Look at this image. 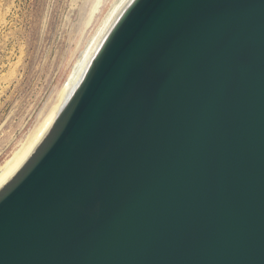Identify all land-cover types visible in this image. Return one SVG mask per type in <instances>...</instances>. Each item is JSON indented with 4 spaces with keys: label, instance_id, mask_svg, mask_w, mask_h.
I'll use <instances>...</instances> for the list:
<instances>
[{
    "label": "water",
    "instance_id": "obj_1",
    "mask_svg": "<svg viewBox=\"0 0 264 264\" xmlns=\"http://www.w3.org/2000/svg\"><path fill=\"white\" fill-rule=\"evenodd\" d=\"M0 264H264V0H134L0 193Z\"/></svg>",
    "mask_w": 264,
    "mask_h": 264
},
{
    "label": "rangeland",
    "instance_id": "obj_2",
    "mask_svg": "<svg viewBox=\"0 0 264 264\" xmlns=\"http://www.w3.org/2000/svg\"><path fill=\"white\" fill-rule=\"evenodd\" d=\"M114 0H0V171L55 104Z\"/></svg>",
    "mask_w": 264,
    "mask_h": 264
},
{
    "label": "bare ground",
    "instance_id": "obj_3",
    "mask_svg": "<svg viewBox=\"0 0 264 264\" xmlns=\"http://www.w3.org/2000/svg\"><path fill=\"white\" fill-rule=\"evenodd\" d=\"M101 1L102 0H98L94 12ZM133 1L134 0H114L112 2L108 12L104 15L94 33L88 39L85 44V49L80 53L72 71L64 81L57 99L55 100V104L50 108V111L41 124L28 136L26 141L21 144L20 148L2 166L0 171V193L13 182L44 145L68 101L83 81L86 72L103 43Z\"/></svg>",
    "mask_w": 264,
    "mask_h": 264
}]
</instances>
